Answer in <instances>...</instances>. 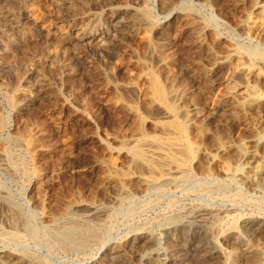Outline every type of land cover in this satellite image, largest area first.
I'll list each match as a JSON object with an SVG mask.
<instances>
[{"label": "rangeland", "instance_id": "obj_1", "mask_svg": "<svg viewBox=\"0 0 264 264\" xmlns=\"http://www.w3.org/2000/svg\"><path fill=\"white\" fill-rule=\"evenodd\" d=\"M0 264H264V0H0Z\"/></svg>", "mask_w": 264, "mask_h": 264}, {"label": "bare ground", "instance_id": "obj_2", "mask_svg": "<svg viewBox=\"0 0 264 264\" xmlns=\"http://www.w3.org/2000/svg\"><path fill=\"white\" fill-rule=\"evenodd\" d=\"M115 27V26H114ZM121 35V34H120ZM103 37V36H102ZM108 36H106V37H103L102 39H100L97 43V46L98 47H100V48H105L108 44H107V42H108ZM108 49V48H107ZM114 52V51H113ZM151 76V75H150ZM152 78H153V76H152ZM151 78V80H150V83H149V85H150V88H151V92L156 96V97H158L159 98V100L160 101H162V100H165V98H166V96H165V92H164V90L162 89V86H161V84L159 83V81H158V79H155V78H153L152 79ZM180 140V139H179ZM184 142V141H183ZM173 149V148H172ZM181 150V149H180ZM184 152V151H183ZM137 156L138 157H141V155H140V153H137ZM186 159V158H185ZM177 160V159H176ZM176 164V163H175ZM6 194V193H5ZM9 217V216H8ZM252 227V226H251ZM206 232V231H205Z\"/></svg>", "mask_w": 264, "mask_h": 264}]
</instances>
